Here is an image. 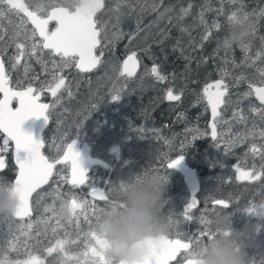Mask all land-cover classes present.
Returning a JSON list of instances; mask_svg holds the SVG:
<instances>
[{
	"label": "trees",
	"instance_id": "16d2710c",
	"mask_svg": "<svg viewBox=\"0 0 264 264\" xmlns=\"http://www.w3.org/2000/svg\"><path fill=\"white\" fill-rule=\"evenodd\" d=\"M23 2L30 3L31 0H23ZM103 2L104 7L98 12L97 17L99 19L101 17L103 23L116 22L114 26L110 25L107 31H105L103 35L108 37V40L104 41L103 39L102 44L97 50L98 55L103 58V61L110 58V55L113 53H116L117 57L125 53L126 50L123 51L122 49L128 44L130 36L134 35L127 36V32H135L138 30V27L143 25L140 33L132 38L136 40L140 36L144 37L147 23L149 25L152 23L154 30L157 31L149 39L146 50L149 59L140 53L141 43H138L140 40L137 41L136 46L133 48L140 63L141 61L149 60L147 66L151 69L154 64L157 65L160 73L166 77L161 82L156 80L152 75H147L148 81L157 84L159 90H157L158 94L155 92L148 97L146 94L145 96L142 95L139 100L146 101L145 104H135L137 122L134 128H146L153 131L147 133L138 132V136L150 134L147 135V139L152 141L155 146V137L158 138L160 126L164 124L162 120L166 119L170 127L168 128V135L164 139V142L173 136L175 139L180 137L185 144H188L192 142L193 136H196L197 139H200V144L197 145V139H195L184 151H191L198 147L199 152L208 151V149H203V145L209 144L210 139L206 136L208 112L203 103L201 88L204 84L223 77L224 83L228 86V94L225 98L228 102L222 105L220 109L219 119L222 120L223 124L218 123L216 129L222 134L225 132L227 135V151H236V155L241 152V154L247 155L245 157L247 159H259V161L247 163L246 166L261 169V166L264 165V159H262L260 154L253 155L250 153V148L255 144L258 153L264 152V148L261 147L264 145V138H261L259 135H249L243 143H236L235 146H230V142L240 135H247L249 130L259 132L261 129H264V122L261 121L259 114H254L250 111L252 107H256L257 109L261 107L256 104L251 95H244L250 92L249 85L264 84V74H262V70H264V15L261 14L262 10H264V0H103ZM118 4L119 10L115 11L114 9L117 8ZM185 9L187 12L183 11ZM128 10H130L129 13L132 12L133 18L139 23V26H129L125 16ZM163 11L166 13L165 19H160L158 15L161 16L164 13ZM110 13V17L104 18V14L109 16ZM232 13H236L238 18H244V15L248 14L246 26L249 31L248 35L244 38L242 34L237 35L233 33L234 24L229 23L228 20V17ZM157 18L160 20H157ZM214 24H218L219 27H213ZM123 25L126 26L124 27ZM7 28L8 30L12 29V26L8 24ZM113 33L117 36H112ZM205 34H209L207 40L203 39ZM230 38L240 42L234 43ZM225 40L230 42L227 48L224 47ZM258 53L260 54L259 59L256 58ZM105 69V71H97L94 74L99 75L96 77L97 80L99 78L103 79V77L108 75V70L107 68ZM35 70L36 64H31V74ZM225 73L227 74L225 75ZM16 79L22 85L26 82V76H23L21 79L16 77ZM103 85H107V83ZM93 86L94 84L90 83L86 89L90 90ZM165 89H171L174 94L178 93L182 98L183 105L181 107L183 110L181 112L183 119L181 122L183 128L181 132H175L172 129L171 122V119L177 117L179 109H174L171 114L164 113L165 110L160 102V97ZM82 95L83 93L77 94L76 99H79ZM79 102L84 104L83 100ZM79 102L77 106L80 105ZM175 107L176 105L172 108ZM198 112L202 116L200 120L195 121L196 116L193 113ZM234 112L240 113L246 119L241 121L238 118H234ZM74 121L73 117L71 123L68 122L69 126L65 127L67 121L64 117L52 116L49 119V122L54 124V128H62L67 134L75 131V127L72 126V124H75ZM254 125L255 128L253 129ZM47 136L50 140L56 137L53 134H48ZM3 138L0 135V146L3 144ZM46 145L48 143H45V147ZM0 155H3L6 162V167L0 170V184L10 185L15 173V168L11 162L10 144L8 151ZM185 158L190 161L192 160V156L188 158L185 155ZM153 159H156V157L146 158V154L138 151L133 155L125 154L124 158L120 159V162L121 166H127L132 171L137 167L144 168L150 166L149 168H155ZM163 166L164 164L158 163V167ZM132 175L135 176V174ZM125 177L126 174L119 180V184L126 181L127 178ZM113 183L116 182L112 179L111 183L107 184L108 190L112 189L109 191V199L117 190ZM54 190L60 194V199H57L55 195H45L39 205L35 203L37 194L34 193L33 197L30 198L32 207L31 216L22 221L14 220L10 217L8 220H5L4 216H0V247L8 249L9 240L16 243L17 240H14L18 232H20L19 235L22 237L19 239V243H16L18 251H9L7 253L8 259L16 258V260H22L23 252L27 251H36L38 253L36 255L39 256V254L47 253L45 251L46 247L50 246L56 239H72V237L69 238L66 234L77 230L74 228L66 229L60 221L57 223L58 220L56 218L64 219L71 227L84 229L85 233L89 231L90 226L96 225L97 218L95 215L98 216L106 203L102 204L99 212L95 213L98 207L93 212L92 208L85 206L84 200L82 202H78L77 200L82 207L77 208L75 215H72L66 209L67 206L63 209L61 208V203L62 201L67 202L71 199L67 195L70 190L72 193L78 195H75L78 199L80 196H83V191L81 189L75 190L69 188L66 183L60 182L59 176L54 174L49 184L42 186L37 192L52 193ZM2 194L3 192H0V195ZM45 207H48L50 210L45 212ZM76 215H80V222L71 218ZM86 216L87 219H85ZM36 219L43 223V230L46 233H48V230L55 228L54 237L46 238L45 236L41 238L37 233L34 234L39 228L36 224ZM29 221L33 224L31 229H27L26 227L24 229L20 228L21 224L26 226ZM10 226L12 229L11 234L9 233ZM22 231H27L30 235L24 236L21 234ZM74 236L76 238L81 236L85 239V235L80 232H74ZM6 238H8L7 241H5ZM37 241H39V244ZM25 244H27V247ZM80 247H85V243L81 242ZM33 248L37 249L32 250ZM51 256L53 260L51 261L50 258V261L47 262L44 259L45 264H59V261L55 260V253ZM2 258L0 256V259ZM67 264H76V261H68Z\"/></svg>",
	"mask_w": 264,
	"mask_h": 264
},
{
	"label": "snow or ice",
	"instance_id": "6c2138e0",
	"mask_svg": "<svg viewBox=\"0 0 264 264\" xmlns=\"http://www.w3.org/2000/svg\"><path fill=\"white\" fill-rule=\"evenodd\" d=\"M104 7L103 0H31L30 3L22 2V0H0V55L6 52L8 47H14L15 54L10 58L12 60V67L16 68L23 64L25 76L30 71V61L35 59L36 63L41 65V72L44 74H51L52 82H41L39 88H34L31 81L38 80V76L33 75L25 87L19 81L18 89L9 86L8 73L5 69V62L0 59V133L4 134L3 144L0 146V154L8 151L9 143L14 144V160L18 168L14 184L8 185L0 184V192L10 191L16 199V206L11 216H4L5 220L9 217H14L23 220L25 217H30L32 207L30 198L36 193L35 203L40 204L45 195H55L60 199V194L55 190L52 193H38L37 190L42 186L48 185L50 179L53 177L54 172L59 176L60 182L71 185L73 189L78 188L89 182V172L93 166L109 164L100 160L94 159L89 153V145L79 144L80 128L83 122L78 126L77 139H72L71 142H65L61 137V143L53 142L52 147L56 152L52 156L43 154L42 149L45 147V141L42 135L34 137L31 132H26L22 128V124L31 117L42 118L43 125L49 122V108L52 105L47 103H40V95L44 91H49L53 97L57 96L58 91L65 87L66 78L61 75L64 69L75 67L79 72H91L101 63L100 56L96 55V49L106 39L104 26L97 21L96 14ZM115 11L119 10V4ZM187 12V10H183ZM21 17L19 25H13L11 16ZM264 15V10L261 12ZM26 17V19H24ZM248 18V14L244 15V19ZM8 19L9 25L12 30L9 31L3 24V21ZM238 17L236 13H232L229 17V23H235ZM55 22L53 29L49 28L50 22ZM30 24L31 27H26ZM213 27L218 28V24ZM131 38V37H130ZM209 34H205L203 39L207 40ZM230 42L225 40L224 47H229ZM47 57V59H45ZM257 59L260 54H257ZM138 58L136 52L129 54L123 61L121 75L131 77L135 74L138 66ZM51 65L49 69L48 65ZM151 75L158 81L163 82L166 77L163 76L157 65H153L150 70ZM227 73H225L226 75ZM264 74V70H262ZM54 83V86H53ZM250 92L245 93V96L256 95L261 105H264V87H253L249 85ZM214 89V90H212ZM228 94V86L224 83L223 77L214 82V84L206 85L203 89V98L207 100V105L211 109L212 128L211 137L215 144L218 133L216 131L217 124L220 123L221 105L226 104L228 101L225 99ZM71 96V91L68 92ZM121 99L119 94L112 95V102L116 103ZM166 99L169 101L179 100V95H173L171 89L168 90ZM13 101L17 102L15 108L11 105ZM93 108L96 105L92 106ZM252 113H258L262 122H264V108L257 109L252 107ZM234 118L245 120L246 117L238 112L233 113ZM131 128V124H129ZM255 125L253 126V129ZM140 133H147L153 131L151 129L139 128ZM259 135L264 138V129L259 132L249 130L247 135H240L235 140L230 142V146H235L236 143H243L247 136ZM197 139L193 136L192 142ZM192 142L185 144L181 142V154L175 159H171L167 163V168H175L183 160V152L186 147L190 146ZM219 147V144H215ZM264 148V145L261 146ZM118 146L112 147L109 151L114 155L113 149ZM253 155L260 154L264 159V152L258 153L257 147L253 144L250 148ZM118 158V156H117ZM126 163V162H125ZM60 166L57 171V167ZM6 167V162L3 155H0V170ZM264 169V165L261 166ZM238 181H256L259 180L264 171H241L236 167ZM65 173V174H62ZM159 177V176H158ZM160 181H166V177H159ZM105 184H110L111 181H104ZM121 184V183H120ZM119 184V185H120ZM112 189H109L111 191ZM71 197L67 202L62 201L61 208L67 206L70 214L75 215L76 209L82 207L77 202L78 198L74 193L69 191L67 194ZM95 199L108 202L109 196L106 191L98 187L92 186L89 193ZM215 205H222L224 208L228 204L222 199H215ZM196 205V200L193 198L188 202L184 208V218L191 220L192 217L188 215ZM50 209L45 207L44 211L48 212ZM264 212V208L261 209ZM249 212H252L249 209ZM87 219V216L85 217ZM10 225L11 222L9 221ZM59 223V221H57ZM31 229L32 224L28 223L26 226L21 224L20 228ZM56 229L53 228V232ZM12 229L9 227V233ZM22 235L29 236V232L22 231ZM210 231L206 229L200 232L199 237H189L188 242L182 239H171L167 235H162L149 243V255L145 258L142 264H170V261L177 259L178 254L183 251L187 254L185 257L187 264H196L192 258L190 248L191 244H198L203 237H209ZM16 243H19L17 238ZM12 240L8 241L9 248L4 249L0 247V264H45L44 260L37 255L29 253L26 260H10L7 253L9 251H18V248ZM39 244V241H37ZM69 243L76 244L77 241L69 242L68 239H56L51 246H47L45 251L48 255L57 253L60 256L59 264H67L68 261H76V264H111V261L106 256L107 242L97 232L96 225L90 226V229L85 233V250L78 254L72 255L66 248ZM27 247V244H25ZM84 260L80 259V256Z\"/></svg>",
	"mask_w": 264,
	"mask_h": 264
},
{
	"label": "flooded vegetation",
	"instance_id": "af4514ba",
	"mask_svg": "<svg viewBox=\"0 0 264 264\" xmlns=\"http://www.w3.org/2000/svg\"><path fill=\"white\" fill-rule=\"evenodd\" d=\"M97 15L98 13L96 14V19L99 18L97 17ZM21 17H23L21 14L19 16L12 15V24L18 25V22L21 21ZM100 21H102L101 17ZM3 24L7 28L9 24L8 19H5L3 21ZM26 27L30 28L29 25H26ZM49 28H54L53 22H50ZM98 48L95 52L96 55H98ZM9 51L10 48H8L6 52L0 55V59H3V61L5 62V69L8 73L9 86L18 89L19 85L17 83L18 80L16 79V77L18 79H21L23 76H25V70L23 64L13 69H10L8 67L5 61V57L7 56V52ZM125 55L126 54L119 56L116 60L118 61V73L121 79L124 80V84H129L134 80L135 75L132 77L121 75L120 63ZM100 58L101 63L98 64L97 67L91 72L81 73L75 67L64 69L61 75L66 78V85H68V88L66 92H63L62 90L58 91V99L57 97H53L51 94H49V91H44L40 95V103L45 102L49 105H52V107L49 108V119L52 116H59L60 118L62 116L59 108H53V104H51L52 100H59V105L64 109H74L73 107L78 103L79 100L76 99V95H80L84 92L82 90L77 91V89L84 90L86 88H73V86L84 83L85 81L89 83L90 77L94 76L103 62V58L101 56ZM45 59H47V57H45ZM29 63L30 65L36 64V70L32 72V74L29 71L28 75L26 76V82L23 85L25 87L28 85L33 75L38 76V79L40 78L41 65L36 63L35 59H32ZM50 66L51 65L49 64L48 67ZM47 76L48 74L43 75V82H46L45 78ZM31 82L34 88L40 87L39 85L41 84V82H39L38 80ZM125 90L126 87L124 85L118 87L112 92L104 90V96H97L95 98L99 114L92 107L87 108L86 111H80L78 115L75 116V124H72L75 127V131L67 134L64 138L65 142H70L72 139H77L78 126L81 124V122H83V126L82 128H80L79 144H88L89 153L94 159H100L109 164L105 167H101L98 165L92 167L89 172V182H86V184L83 186L75 188V190L81 189L83 191V196H80L78 200H84L85 206L88 208H92L94 212L95 208L101 206L105 202L100 200L95 201L87 196V191L91 189L92 186L105 190L106 194L109 196V192L107 191V184H105L104 181H111L113 179L114 182H116L113 183L116 186L115 188H117L116 192L122 191L125 184L121 183L119 185V180L123 178L124 174H126V181L139 180L141 178V175L145 172H150L159 177H166V181L161 182L164 187V201L161 208V214L170 225L168 232L165 234L168 236V238H180L184 242H188L189 237H199V232L210 229L213 226L215 220L220 217H224L226 220L230 221L234 229L246 235V247L244 251L247 258V264H264V212L258 209V207L260 206L259 200L264 197H261V194H254L252 192L244 193L245 190L237 186L252 184L258 187L264 194V189H261V187L264 185V174L261 175L259 180L236 182L237 185L234 184L232 180H230L231 177L236 179V175L238 174L236 171V167L241 168V166H246L247 163H251L253 161H259V159H247L245 158L247 156L241 154V152L236 155V151H227L223 148L220 149L216 146L213 147V141L209 137L208 138L210 139V143L207 145H203V149H208V151L199 152V147L194 148L191 151H184V163L187 167L193 170V173L199 183V188L195 194L196 206L189 210L188 213V215H190L192 219L190 221L186 220L184 218L183 206L188 201L189 196L183 185L182 177L177 172L165 168V164L169 160L174 159L179 154H181L180 145L181 142L184 141L180 137L175 139L173 136H171L169 140L164 142V139L168 135V128L170 127L168 126L166 119L162 120L164 124H161L160 126V134L157 135L158 138L155 137V146L152 141H149L147 139V135L150 134H144L136 139L137 136L134 129L135 123L137 122L135 114V104L132 103V108L127 110L123 94ZM69 91H71V93L72 91H74L72 93L73 97L66 99ZM115 94H119L121 97V99L116 103L112 102L111 100L112 95ZM180 101L181 105V97ZM103 105L106 106V110L102 109L101 106ZM109 112H113V114L115 115L114 121L112 124L106 125V127L102 130L103 133L102 131H100L101 139L99 140L100 137L94 135L92 132V120L97 118L100 124V116ZM121 112L124 113V119L122 120V122H119L117 121V117ZM66 116L73 117L68 114L63 115L65 119ZM67 121L71 123L72 118H69ZM129 124H131V128L129 127ZM51 125L54 127V124L48 122V124L43 128L41 135L44 137V139L48 137L47 135L49 134V131L47 128H49ZM108 130L113 133L112 139L108 143L104 144L102 142V138L109 133ZM100 141L102 143L99 145ZM147 143L150 144V147H148ZM196 144H200V139L196 140ZM114 146H118V148L113 149V155L109 150ZM152 147L159 150L151 151L149 148ZM142 149L146 151V158L156 157V159H153V161L155 162V168H149L150 166L144 168L137 167L136 169L131 171L127 166H121L120 159L124 158L125 154L131 155ZM216 150H220V152H217ZM42 152L46 156L54 155L49 153L46 147L42 149ZM185 155L188 158L192 156V160L190 161L186 159ZM158 163L164 164V166L158 167ZM254 169L256 171H264V169L262 168L260 169L251 166L245 167L246 171H252ZM132 174H135V176ZM96 177L99 179L96 180ZM202 178H206L207 180L202 181ZM67 186L73 189L71 186ZM204 189H206L207 193H204ZM215 199L224 200L228 204V207L224 208L223 206L215 205L213 203ZM231 199H234V201L230 202L229 200ZM249 209H251L252 212H249ZM79 216L80 215H76L72 216L71 218L76 219L80 222ZM95 217L97 218L96 215ZM202 239L205 240L207 239V237H203ZM194 246L195 244H191L190 248H193ZM186 256L187 254L181 251V253L178 254L177 259L170 261V264H184L186 262Z\"/></svg>",
	"mask_w": 264,
	"mask_h": 264
},
{
	"label": "clouds",
	"instance_id": "9594fccd",
	"mask_svg": "<svg viewBox=\"0 0 264 264\" xmlns=\"http://www.w3.org/2000/svg\"><path fill=\"white\" fill-rule=\"evenodd\" d=\"M248 31L246 19L238 18L233 33L244 38ZM124 184V189L117 191L100 210L96 230L107 242L105 251L111 264H142L149 255V243L165 235L170 227L161 214L164 187L159 177L150 172ZM15 206V197L10 191H3L0 216H11ZM209 231L210 238L191 250L196 264H247L244 233L234 229L224 217L215 220Z\"/></svg>",
	"mask_w": 264,
	"mask_h": 264
},
{
	"label": "rangeland",
	"instance_id": "374dc122",
	"mask_svg": "<svg viewBox=\"0 0 264 264\" xmlns=\"http://www.w3.org/2000/svg\"><path fill=\"white\" fill-rule=\"evenodd\" d=\"M129 12H130V10H128L125 13L126 19H127L128 23H129V26H131V27H133L135 25H138L139 26V23L136 22L135 19L133 18L132 12L131 13H129ZM111 13L109 14V16L106 15V14H104V18L110 17L111 16ZM165 16H166V13L165 12L161 16L158 15V17H160V19H165ZM160 19L157 18V20H160ZM20 22L21 21L18 22V25L20 24ZM98 22H100L104 26L105 31H107V29L110 27V25L111 26H114L116 24L115 21H110V23H103L102 21H100L99 18H98ZM15 25H17V24H15ZM123 26L125 27L126 25H123ZM142 28H143V25L140 26V27H138V30H136L135 32L134 31H132L131 33L127 32V36L128 35H131V34H134V35L130 36L131 37L130 38L131 40L128 39L129 40L128 44L122 50L123 51L126 50L125 53H124L126 55L131 54L132 52L135 51L133 48L136 46L137 41L140 40L138 42V43H141V47H140V51L141 52L140 53L142 55H145V58L149 59L147 57V53H146L147 46H148V43H149V39L154 34V32H157V31L154 30V26H153L152 23H151V25H149L147 23V27L145 29L144 37H141L140 36L136 40L133 39L132 37L138 35L140 33V31L142 30ZM11 30L12 29H9V31H11ZM180 32H181V30H180ZM112 36H117V35L115 33H113ZM107 40H108V37H106V39H104V41H107ZM8 48H10V51L7 52V56L5 57V61H6L7 65H8V67L10 69H13V67H12V60L10 58L15 54V49H14V47H8ZM124 54H122V55H124ZM110 56H111L110 58H107V59H105L102 62V64L100 65V67L98 69V71H102V70L105 71L106 70L105 68H107L108 75H106L105 77H103V75H102L103 79L102 78H99L97 80L96 77L99 76V75L96 74V75L90 77L89 83L85 81L84 83H80L79 85L73 86V88H77V87H79V88H86L87 86H89L90 83H93L94 84V86L89 91L86 90V89H84V90L83 89H77V91L78 90L84 91L83 92V95L78 100V102L80 100H83L84 101V104H81L79 102L80 105L77 106V104H76L73 107L74 109L68 110V109L62 108L59 105V100H57L58 97H59V95L56 96L57 97L56 100H54V101L52 100L51 101V104H53V108L54 109L59 108V111L62 114V117H63L64 114L65 115L68 114V115L73 116L74 119H75V116L78 115V113L80 111H86L87 108L92 107L93 105H96L95 108H93V107L92 108L95 109L96 112L99 114L98 109H97V104H96L95 98L97 96L98 97L104 96L105 95L104 90H106L108 92H112L115 89H117L118 87H121L123 85L126 87V90L123 92V94H124V100H125V105L127 106V110L130 109V108H132V103L137 104V105H142L143 103L145 104L146 101L139 100V99H141V96L142 95L145 96V94H146V96L148 97V96L154 94L155 92H156V94H158L157 90H159V88H157V87H159V86L157 84H155V83H151L147 79V75H151V72H150L151 69L149 68V66H147V63H148L149 60L148 61H145V60L144 61H141V63L139 62V71L136 74L134 80L131 83H129V84H124V80L121 79V77H120V75L118 73V61L116 60V59H118L117 54L116 53H113ZM138 61H139V58H138ZM49 68L51 69V66ZM43 75H44V73H42L40 71V78L38 79L39 82H43V80H44L43 79ZM101 79H102V81L99 82ZM45 80H46V82H52V76H51V74H48V76L45 78ZM104 83H107V85H103ZM151 84L152 85H156V86H152ZM67 88H68V85H65V87H63L60 90H62L63 92H66ZM168 90L169 89H165V91L162 92V96L160 97V102L162 104L163 109L165 110L164 113L171 114V113H173L174 109H177V108L179 109V113H178L177 117L171 119V122H172V129L175 132H181V130L183 128V125L181 123V120L183 119L182 112L181 111L183 110V108L181 106L183 104L180 105V103H181L180 99L179 100H173V101H169L168 99H166ZM73 92L74 91H72V93ZM173 95H178V93H176V94L173 93ZM72 97H73V95H71V96L68 95L66 97V99L72 98ZM41 103H45V102H41ZM182 103H183V101H182ZM175 105H176V107L175 108H172ZM101 107H102L103 110H106L107 109L105 105H103ZM220 109H219V111H220ZM55 113H56V111H55ZM123 114L124 113H122V112L120 113V115L117 117V121L122 122V120L124 119ZM193 114L196 116L195 121H198V120L201 119V116L202 115H200L199 112L198 113H193ZM73 117L66 116V119L65 120L67 121L69 118H72L73 119ZM114 118H115V115L113 114V112H109V113H105L102 116H100V122H101L100 124H99L97 118L93 119L92 120V124H91V126L93 128V131H92L93 134L94 135H97L98 137H100L101 136V134H100L101 132L100 131H102L106 127L107 124H112L113 121H114ZM220 121H221L220 123L223 124V122H222L221 119H220ZM68 126L69 125H68V121H67V124H66L65 127H68ZM134 129H135V134L137 136L136 137V139H137L140 136H138L139 133H138L137 129L136 128H134ZM48 131H49V134H53L56 137H54L52 140L48 139V137L44 139L45 143L48 142V145H46V149H47V151L49 153L55 154L56 149L54 147H52L53 142L55 141V143H57V144L61 143V137L65 138V136L67 135V133L62 128H54L52 125L48 128ZM216 131L218 133V138H217L215 144H219V148L220 149L223 148V149L226 150L227 149V146H226V143H227L226 142L227 135L225 134V132L222 134L217 129H216ZM108 132L109 133L102 138V142L104 144L105 143H108L112 139V134L113 133L110 132V130H108ZM102 133H103V131H102ZM207 134H208V132H206V136H207ZM100 139H101V137L99 138V140ZM102 142L100 141L99 142V145ZM212 144H213V147H215L214 142ZM147 145H148V147H150V144L147 143ZM149 149L151 151H158L159 150V149H156V148H153V147L152 148H149ZM216 151L217 152H220V150H216ZM139 152H142V153L146 154V151L144 149L140 150ZM131 155H133V154H131ZM243 155H245V154H243ZM245 156H247V155H245ZM245 167H247V166H245V165L243 167L241 166V168H240L241 171H246L245 170ZM59 168H60V166L58 167L57 171L59 170ZM54 174H55V172H54ZM98 179L99 178L96 177V180H98ZM201 180L203 181V180H207V179L206 178H202ZM230 180H232L234 184H236V182H241V181L236 180L233 177H231ZM244 181H247V180H244ZM237 186L239 188H241V189H244L245 190L244 193H246V192H252L254 194H261L262 195L261 197H264L263 192H261V190L258 187L254 186L252 184L237 185ZM261 189H264V185L261 187ZM107 191L109 192L108 187H107ZM204 193H207L206 189H204ZM185 200H186V198H185ZM82 201L83 200H78V202H82ZM229 201L232 202V201H234V199H231ZM259 204H260V206L258 207L259 210H261L262 208H264V198H261L259 200ZM99 209H100V206H98V210L95 213L99 212ZM42 212H43V210H42ZM56 219L58 221H60L65 226L66 229L74 228L75 230L78 231V232L77 231H74V232H76V233H79L80 232V233H83L85 235V230L84 229L81 230L78 227H71L67 223V221H65L62 218H56ZM28 223H31V221L27 222V224ZM36 224L38 225L39 228L37 229V231L34 234L37 233L39 235V237H41V238H44L45 236H46V238H52V237H54L55 232H53V228L50 229V230H48V233H46V231L43 230V223L37 221V219H36ZM74 232L71 231V233H69V234L67 233L66 235L69 238L72 237V239H68L69 242L75 240V241H77V243L76 244L69 243L68 245H66V248L69 250L70 253L75 254V255H78V254L82 253L85 250V247H80L81 246V242L85 243V239H84V237H81V236L76 238L74 236ZM19 234H20V232L17 233V237H16V239L14 241H16L17 238H18V240L20 238H22V237H20ZM199 234H200V232H199ZM208 238H210V237H208ZM7 239L8 238H6L5 241H7ZM21 241H23V240H21ZM21 245L23 246V244H21ZM36 249L37 248H33L32 250H36ZM29 253H31L32 255H36L37 252L36 251L23 252L22 257H21L22 258L21 261L28 259ZM39 257L41 259H43V260L44 259L47 260V262L50 261V258H51V261L53 260L52 256L51 255H48L47 253L39 254ZM60 258L61 257L58 256L57 253H55V260L56 261H59ZM80 259L81 260H84V257L81 255L80 256ZM11 260H16V258H12Z\"/></svg>",
	"mask_w": 264,
	"mask_h": 264
},
{
	"label": "water",
	"instance_id": "95a60500",
	"mask_svg": "<svg viewBox=\"0 0 264 264\" xmlns=\"http://www.w3.org/2000/svg\"><path fill=\"white\" fill-rule=\"evenodd\" d=\"M21 15L23 16V13H21ZM26 19V17L24 18ZM54 23V27H55V22L53 21ZM30 27L31 25L28 24ZM128 55H125L123 57V59L121 60V63H120V71L122 69V66H123V61L126 59ZM78 70V69H77ZM126 76V75H125ZM128 77V76H127ZM132 77V76H131ZM209 84H214V82H211V83H206L202 86L201 88V94H202V99H203V103L207 109V112H208V120H207V123H206V128H207V132H208V137L210 139H212L211 137V133H212V128L210 127V124L212 123V115H211V109L210 107L207 105V100L203 98V89L205 88L206 85H209ZM253 87H264V84L262 85H256V86H253ZM214 90V89H212ZM249 91H251V89L249 88ZM49 94H51L49 92ZM252 98L255 100L256 104L262 108H264V105H261L260 104V101L256 98V95L253 93L252 95ZM0 98H2V94H0ZM13 108H15L17 105V102L16 101H13L12 105H11ZM45 127V125H43V120L42 118H35V117H31L29 118L28 120H26L23 124H22V128L24 131L26 132H31L34 137L38 136V135H41V132L43 130V128ZM1 136L4 137V134L3 133H0ZM71 142V141H70ZM10 144V153H11V162H12V165L14 166L15 168V173H14V176L11 180V184H14V181H15V177H16V173L18 171V168L15 164V160H14V144H12L11 142L9 143ZM81 146L83 144H80ZM175 159V158H174ZM170 162V160L168 161ZM167 162V163H168ZM167 163L165 164V168H167ZM98 166H101V167H105L104 165H98ZM168 169V168H167ZM171 170L177 172L181 177H182V182H183V185L187 191V194L189 196V199L188 201L186 202V204L188 202H190L193 198H195V194L199 188V183H198V180L197 178L195 177L194 173H193V170L190 169L189 167L186 166V164L184 163V159L175 167V168H171ZM71 186V185H69ZM91 189H89L87 191V196L92 199V200H95V201H99L98 199H95L94 197H92L91 195H89ZM196 200V199H195ZM186 204L183 206V212H184V208L186 206ZM196 206V205H195ZM219 206H222V205H219ZM194 208V207H193ZM14 220H19L17 218H14V217H10ZM27 217H25L24 219H26ZM23 219V220H24ZM184 264H187V262H185Z\"/></svg>",
	"mask_w": 264,
	"mask_h": 264
},
{
	"label": "bare ground",
	"instance_id": "6f19581e",
	"mask_svg": "<svg viewBox=\"0 0 264 264\" xmlns=\"http://www.w3.org/2000/svg\"><path fill=\"white\" fill-rule=\"evenodd\" d=\"M138 71H139V63H138V66H137V68H136V70H135V74H134L135 76H136V74L138 73ZM134 75H133V76H134ZM215 81H217V80H215ZM215 81H212V82H215ZM208 83H211V82H208Z\"/></svg>",
	"mask_w": 264,
	"mask_h": 264
}]
</instances>
